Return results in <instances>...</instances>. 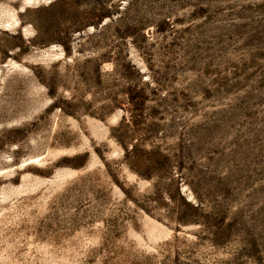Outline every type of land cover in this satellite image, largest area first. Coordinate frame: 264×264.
I'll list each match as a JSON object with an SVG mask.
<instances>
[{"label": "rangeland", "instance_id": "1", "mask_svg": "<svg viewBox=\"0 0 264 264\" xmlns=\"http://www.w3.org/2000/svg\"><path fill=\"white\" fill-rule=\"evenodd\" d=\"M0 264H264V0H0Z\"/></svg>", "mask_w": 264, "mask_h": 264}]
</instances>
